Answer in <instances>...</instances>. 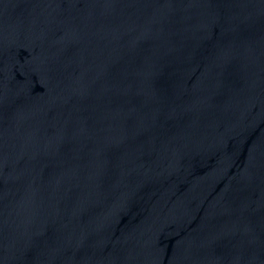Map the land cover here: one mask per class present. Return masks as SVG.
<instances>
[{
    "label": "water",
    "instance_id": "obj_1",
    "mask_svg": "<svg viewBox=\"0 0 264 264\" xmlns=\"http://www.w3.org/2000/svg\"><path fill=\"white\" fill-rule=\"evenodd\" d=\"M0 264H264V0H0Z\"/></svg>",
    "mask_w": 264,
    "mask_h": 264
}]
</instances>
